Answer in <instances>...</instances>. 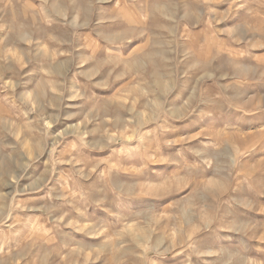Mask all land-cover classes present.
Returning <instances> with one entry per match:
<instances>
[{
  "label": "rangeland",
  "instance_id": "rangeland-1",
  "mask_svg": "<svg viewBox=\"0 0 264 264\" xmlns=\"http://www.w3.org/2000/svg\"><path fill=\"white\" fill-rule=\"evenodd\" d=\"M0 264H264V0H0Z\"/></svg>",
  "mask_w": 264,
  "mask_h": 264
}]
</instances>
